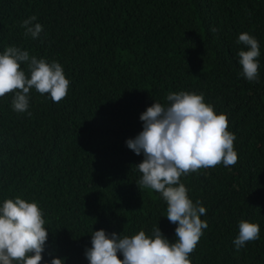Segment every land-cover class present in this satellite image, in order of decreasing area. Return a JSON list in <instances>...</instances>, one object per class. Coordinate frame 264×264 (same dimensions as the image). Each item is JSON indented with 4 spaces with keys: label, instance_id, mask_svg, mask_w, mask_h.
<instances>
[{
    "label": "trees",
    "instance_id": "16d2710c",
    "mask_svg": "<svg viewBox=\"0 0 264 264\" xmlns=\"http://www.w3.org/2000/svg\"><path fill=\"white\" fill-rule=\"evenodd\" d=\"M32 15L37 38L21 27ZM242 32L259 42L258 81L242 75ZM8 46L55 60L70 81L59 103L30 89L31 116L13 111L14 93L0 97V205L38 203L48 230L41 264H89L99 229L151 236L158 226L176 241L166 201L138 183L143 153L126 141L147 107L179 91L227 115L238 155L180 177L206 208L191 264H264V0H0V53ZM241 220L258 223L260 236L237 251Z\"/></svg>",
    "mask_w": 264,
    "mask_h": 264
},
{
    "label": "clouds",
    "instance_id": "9594fccd",
    "mask_svg": "<svg viewBox=\"0 0 264 264\" xmlns=\"http://www.w3.org/2000/svg\"><path fill=\"white\" fill-rule=\"evenodd\" d=\"M35 21L36 16L32 15L21 22L25 36L40 35L42 25ZM237 43L247 46V50L238 53L243 77L250 82L258 81V40L242 32ZM22 63L27 64L29 75L21 68ZM69 84L63 67L55 60L49 63L44 58L30 57L28 51L16 46H8L0 53V97L14 93L11 106L17 113L32 115L30 89L48 94L54 103H59L67 96ZM166 100L167 106L155 101L140 114L142 131L126 144L135 154L143 153L144 159L137 165L142 173L138 183L160 193L166 201V217L177 225V239L170 242L158 226L151 236L143 229L131 236L115 232L109 235L99 229L92 232V246L85 250L89 264H191L189 255L207 227L201 219L206 208L199 200L194 203L189 198L180 177L201 168L235 165L236 137L228 131L227 115L217 114L211 104L205 103L202 93L169 92ZM44 225V213L36 201L28 202L19 196L5 199L0 205V264H41L48 239ZM259 236L258 223L241 220L233 244L239 251ZM118 253H122V260ZM50 264L64 261L53 257Z\"/></svg>",
    "mask_w": 264,
    "mask_h": 264
}]
</instances>
